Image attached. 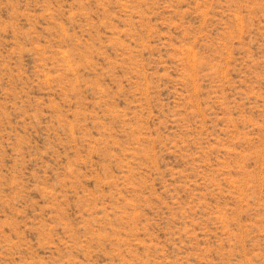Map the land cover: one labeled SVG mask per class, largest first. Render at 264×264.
<instances>
[{"label":"rangeland","instance_id":"374dc122","mask_svg":"<svg viewBox=\"0 0 264 264\" xmlns=\"http://www.w3.org/2000/svg\"><path fill=\"white\" fill-rule=\"evenodd\" d=\"M0 264H264V0H0Z\"/></svg>","mask_w":264,"mask_h":264}]
</instances>
